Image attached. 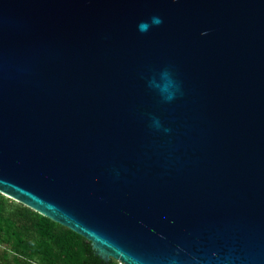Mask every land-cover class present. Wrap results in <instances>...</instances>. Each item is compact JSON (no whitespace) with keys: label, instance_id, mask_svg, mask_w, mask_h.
<instances>
[{"label":"water","instance_id":"1","mask_svg":"<svg viewBox=\"0 0 264 264\" xmlns=\"http://www.w3.org/2000/svg\"><path fill=\"white\" fill-rule=\"evenodd\" d=\"M0 193L105 261L264 264V0H0Z\"/></svg>","mask_w":264,"mask_h":264},{"label":"trees","instance_id":"2","mask_svg":"<svg viewBox=\"0 0 264 264\" xmlns=\"http://www.w3.org/2000/svg\"><path fill=\"white\" fill-rule=\"evenodd\" d=\"M0 264H120L105 261L71 229L0 193Z\"/></svg>","mask_w":264,"mask_h":264},{"label":"clouds","instance_id":"3","mask_svg":"<svg viewBox=\"0 0 264 264\" xmlns=\"http://www.w3.org/2000/svg\"><path fill=\"white\" fill-rule=\"evenodd\" d=\"M161 23H163V21L159 18V17H152L150 22L149 21H142L139 25H138V28L141 32H146L149 30V28L152 26V25H160ZM206 34V33H204ZM167 74H165L166 76ZM171 81L169 80L167 83L163 84V85H157V87L160 88L161 91L163 92H166L168 90V88L170 87L171 85Z\"/></svg>","mask_w":264,"mask_h":264}]
</instances>
